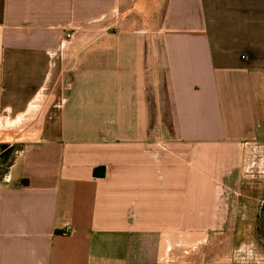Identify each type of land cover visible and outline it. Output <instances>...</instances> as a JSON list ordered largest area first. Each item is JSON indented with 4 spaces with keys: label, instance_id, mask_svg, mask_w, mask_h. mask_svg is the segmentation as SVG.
<instances>
[{
    "label": "crops",
    "instance_id": "1",
    "mask_svg": "<svg viewBox=\"0 0 264 264\" xmlns=\"http://www.w3.org/2000/svg\"><path fill=\"white\" fill-rule=\"evenodd\" d=\"M263 206L264 0H0V264H264Z\"/></svg>",
    "mask_w": 264,
    "mask_h": 264
},
{
    "label": "rangeland",
    "instance_id": "2",
    "mask_svg": "<svg viewBox=\"0 0 264 264\" xmlns=\"http://www.w3.org/2000/svg\"><path fill=\"white\" fill-rule=\"evenodd\" d=\"M242 249L249 250V254L245 258L264 260V246L259 237L258 229L243 230L240 233Z\"/></svg>",
    "mask_w": 264,
    "mask_h": 264
},
{
    "label": "water",
    "instance_id": "3",
    "mask_svg": "<svg viewBox=\"0 0 264 264\" xmlns=\"http://www.w3.org/2000/svg\"><path fill=\"white\" fill-rule=\"evenodd\" d=\"M259 232H260L261 238L264 242V206H263V211H262V215H261V220L259 223Z\"/></svg>",
    "mask_w": 264,
    "mask_h": 264
},
{
    "label": "built area",
    "instance_id": "4",
    "mask_svg": "<svg viewBox=\"0 0 264 264\" xmlns=\"http://www.w3.org/2000/svg\"><path fill=\"white\" fill-rule=\"evenodd\" d=\"M67 36L70 37L71 35L68 34ZM67 231H68V232H72V231H73L72 227H71V226H68V227H67Z\"/></svg>",
    "mask_w": 264,
    "mask_h": 264
}]
</instances>
